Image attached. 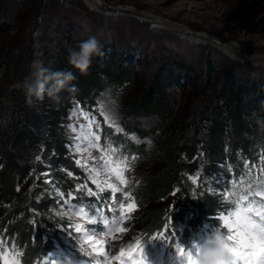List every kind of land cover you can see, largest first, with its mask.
I'll list each match as a JSON object with an SVG mask.
<instances>
[{
	"label": "trees",
	"instance_id": "trees-1",
	"mask_svg": "<svg viewBox=\"0 0 264 264\" xmlns=\"http://www.w3.org/2000/svg\"><path fill=\"white\" fill-rule=\"evenodd\" d=\"M42 5L40 0H0V251L15 245L22 264H84L74 215L88 220L95 206L110 225L124 230L136 219L125 250L139 242L149 264H174L178 245L195 250L219 226V213L234 210L232 202L241 196L264 189L250 179L264 177V133L248 119L264 102L263 71L247 62L220 65L207 49L203 62L184 53L160 54L144 77L131 62L137 60L136 49L112 38L101 40L104 55L94 57L83 75L69 63V49L92 35L73 33L63 14L56 23L60 37L49 36L43 45L34 37L48 27ZM40 43L43 65L73 72L75 87L60 92L58 100L45 95L29 104L22 85ZM123 84L138 87L123 111L124 130L115 132L99 116L91 123L98 144L117 161L114 166H130L125 176L131 177L137 162L150 166L129 192L136 210L119 223L120 196L93 183L68 135V115L74 103L93 112L98 93ZM188 86L197 102L180 106L171 88ZM144 114L156 117L152 129L138 128L137 118ZM133 131L149 144L132 141L127 135ZM204 177L212 179L209 186ZM89 189L95 197L86 195ZM252 200L264 204L263 197L249 195L245 205ZM81 206L87 217L77 215Z\"/></svg>",
	"mask_w": 264,
	"mask_h": 264
},
{
	"label": "rangeland",
	"instance_id": "rangeland-1",
	"mask_svg": "<svg viewBox=\"0 0 264 264\" xmlns=\"http://www.w3.org/2000/svg\"><path fill=\"white\" fill-rule=\"evenodd\" d=\"M42 13L47 26H43L41 34L38 32L34 37L47 44L46 39L54 35L60 37L57 31V22L63 14L67 15L73 24V33L86 32L97 35L101 40L110 42L112 38L115 43L123 47L130 45L136 49L137 60H131L135 69L146 77L148 69L154 67V58L162 54L184 53L203 62L206 50L210 57H216L220 65L230 66L237 63H250L255 70L264 73V0H40ZM50 12L53 14L50 15ZM209 41H214L220 49ZM38 48V56L35 60L43 61L41 44ZM248 55H251L250 57ZM258 55V56H257ZM254 56H257L254 58ZM234 58L241 59L240 61ZM245 58V59H244ZM124 65L127 61L122 59ZM144 83L145 78L141 80ZM138 87L134 84H123L119 88L113 85L107 86L97 94L94 111H86L79 108L77 103L69 111L68 135L72 139L77 150L79 146V160L90 169L95 179V184L101 188H107V183H112L123 191L130 192L137 181L138 176L149 169L148 162H137L130 169V178L126 175L127 185H121L115 176L105 166V161L111 159L100 146L99 140L95 139L91 123L97 122V116L101 117L115 132L124 130L123 111L131 101ZM179 105L189 104L192 106L197 101L193 96L191 86L183 89L172 87ZM195 92V91H194ZM187 98V99H186ZM190 100V101H189ZM139 129H152L157 119L153 114H144L137 118ZM137 143L149 140L141 137L133 131L127 135ZM89 137L90 139H85ZM99 145L92 148L91 143ZM117 155L114 156L116 158ZM112 166L117 162L111 159ZM224 168V166H222ZM216 179V178H215ZM252 184H260L264 187V177L256 180L250 178ZM261 180V183H260ZM97 182V183H96ZM209 186L211 178L203 179ZM218 182V181H216ZM214 182V183H216ZM250 184V183H249ZM257 192H264L259 189ZM119 205L125 206L130 203L128 198H121ZM217 193V192H215ZM264 198V197H263ZM120 209V207H118ZM123 211V209H120ZM231 211L221 212L217 215L218 224L223 228L221 216L228 215ZM76 224L87 227V220L74 215ZM131 227L128 231L118 232L114 237H108L102 232H88L96 240H103L106 255H95L93 257L82 256L83 263L88 261L92 264H116L111 258L119 254L124 248L126 235L135 231L136 219L131 218ZM98 232L100 224L91 225ZM97 227V228H96ZM128 232V233H127ZM84 243V232H80ZM111 245V247H109ZM85 248L91 250L89 244L84 243ZM107 259L106 261L100 260ZM119 263V262H118ZM145 264H149L148 260ZM182 264V262H181Z\"/></svg>",
	"mask_w": 264,
	"mask_h": 264
},
{
	"label": "snow or ice",
	"instance_id": "snow-or-ice-1",
	"mask_svg": "<svg viewBox=\"0 0 264 264\" xmlns=\"http://www.w3.org/2000/svg\"><path fill=\"white\" fill-rule=\"evenodd\" d=\"M94 135V134H93ZM85 139H90L85 137ZM95 139L98 141L99 136ZM92 148L99 147L96 143H91ZM79 146L77 151H79ZM127 159V158H125ZM79 163V161H77ZM105 166L108 170L115 176V178L120 182L121 185H127V180L125 179V170L130 166L125 163L124 167H121L118 163L116 166H112L111 159L105 161ZM95 183V181H93ZM107 188L111 190L110 195L115 197L117 192L121 193V198H128L130 196L129 192L123 191L122 188H117L115 184L107 183ZM101 192L104 191L103 188L100 189ZM63 195V193H61ZM87 196L95 197L96 193L92 192L91 189L88 190ZM250 196L264 197V192H250ZM249 195L241 196L238 200L232 202L234 211L230 212L228 215L221 216L220 219L223 223V228L228 233V239L231 242L229 247L234 256V264H264V204H257L255 200L250 201L245 205V201L249 200ZM84 197L81 196L80 200L83 202ZM120 209L123 211L120 213V221L123 222L125 213H132L136 210V203L130 202L126 206L121 203L119 205ZM83 214L87 217L89 214L85 211L83 206L79 207L77 215ZM99 217V219H97ZM102 224L104 226V231H97L95 228H91V225ZM87 227L82 224H76L75 230L77 233L84 232V243L89 244L91 250L88 248L80 246L79 251L84 257H93L95 255H106L104 241L96 240L92 235H88V232L100 233L104 235H109L114 231H124L123 228L115 226V222L110 225L109 219L103 215V212L93 206L92 217L87 220ZM163 235V234H161ZM111 247V245H109ZM178 255L182 258V264H196L194 259V254L197 252V247L195 250L185 249L184 247L178 245ZM22 253L16 250V246L13 245L11 248H5L0 251V264H22ZM113 261H118L119 264H145L146 256L144 253V248L137 242L135 248H129L125 250L121 248L119 254L111 258ZM89 264L88 261H85ZM75 264V262H73ZM81 264V262H79ZM92 264H99V261H94Z\"/></svg>",
	"mask_w": 264,
	"mask_h": 264
},
{
	"label": "clouds",
	"instance_id": "clouds-1",
	"mask_svg": "<svg viewBox=\"0 0 264 264\" xmlns=\"http://www.w3.org/2000/svg\"><path fill=\"white\" fill-rule=\"evenodd\" d=\"M104 45L97 35L89 36L74 48L69 49V63L83 75H87L94 57L104 55ZM32 71L23 81V89L29 104L42 101L47 95L53 100L59 99V93L75 87L72 81L76 76L71 71L51 70L43 65V61L34 60ZM264 102L259 111H253L248 117L264 133ZM228 233L220 226L212 230L202 244H198L194 254L196 264H234V256L230 250ZM71 264V262H69Z\"/></svg>",
	"mask_w": 264,
	"mask_h": 264
},
{
	"label": "water",
	"instance_id": "water-1",
	"mask_svg": "<svg viewBox=\"0 0 264 264\" xmlns=\"http://www.w3.org/2000/svg\"><path fill=\"white\" fill-rule=\"evenodd\" d=\"M210 43L212 42V41H209ZM211 44H214L218 49H220L219 47H218V45H216L215 43H214V41L211 43ZM221 51H223L222 49H220ZM224 52V51H223ZM235 60H237V61H240L241 59H236V58H234ZM245 59V58H244Z\"/></svg>",
	"mask_w": 264,
	"mask_h": 264
},
{
	"label": "bare ground",
	"instance_id": "bare-ground-1",
	"mask_svg": "<svg viewBox=\"0 0 264 264\" xmlns=\"http://www.w3.org/2000/svg\"><path fill=\"white\" fill-rule=\"evenodd\" d=\"M248 56L250 57L251 55H248ZM257 56H258V55H257ZM257 56H254V58L257 57ZM236 59H238V58H236Z\"/></svg>",
	"mask_w": 264,
	"mask_h": 264
}]
</instances>
